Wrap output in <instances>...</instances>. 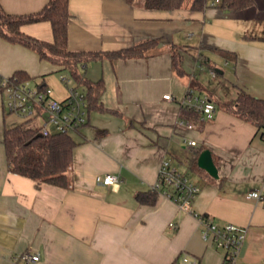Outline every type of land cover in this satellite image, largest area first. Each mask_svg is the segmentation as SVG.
<instances>
[{
    "label": "crops",
    "instance_id": "crops-1",
    "mask_svg": "<svg viewBox=\"0 0 264 264\" xmlns=\"http://www.w3.org/2000/svg\"><path fill=\"white\" fill-rule=\"evenodd\" d=\"M47 1L0 5L7 13L27 14ZM144 2L69 0L71 51H115L148 39L158 44L145 57L103 55L87 62L84 77L103 83L101 108L90 109L87 123L70 135L76 145L68 187L9 170L4 130L34 127L7 112L0 93V264L26 251L39 254L34 264H170L182 256L222 264L224 251L202 238L198 214L247 227L235 264H264V206L245 197L254 189L264 192V128L234 112L239 90L264 99V0L242 10L209 4L199 12L186 3L157 10ZM21 32L52 40L46 21L22 25ZM173 45L182 47L180 75L172 67ZM53 69L59 66L0 35V76L21 70L32 79ZM75 86L88 98L87 89ZM188 88L215 104L212 119L201 121L181 106ZM205 149L217 177L196 168ZM164 158L199 187L193 213L152 190ZM103 173L117 175V186L96 183L95 175ZM141 194L154 202L139 201Z\"/></svg>",
    "mask_w": 264,
    "mask_h": 264
},
{
    "label": "trees",
    "instance_id": "trees-1",
    "mask_svg": "<svg viewBox=\"0 0 264 264\" xmlns=\"http://www.w3.org/2000/svg\"><path fill=\"white\" fill-rule=\"evenodd\" d=\"M186 0H145L146 8L157 10L179 9ZM69 0H48L38 11L27 14L7 13L0 5V35L7 41L19 43L34 50L41 59H46L59 69H68L73 78L88 93V108L100 109L98 97L103 89L102 80L90 82L84 77V67L91 59L103 55L123 59L148 56L157 44V39H148L134 45L108 52L71 51L67 47L70 17ZM254 3V0H221L219 7L232 10H242ZM209 5V0H191L189 8L192 11H203ZM46 21L50 23L52 40L42 41L25 35L21 26L29 23ZM179 49L171 47L172 67L177 74H183ZM21 79H30L24 71L13 73ZM94 91V92H93ZM234 112L244 120L253 121L258 130L264 128V99L254 97L244 90H239L234 101ZM264 135V132L262 133ZM3 143L10 171L29 177L37 182L48 183L60 187L70 185L69 167L73 159V149L76 142L65 133L50 135L39 134L36 128L17 124L4 130ZM198 169V166L196 167ZM139 201L151 204L153 198L141 195ZM170 264H181L174 260Z\"/></svg>",
    "mask_w": 264,
    "mask_h": 264
},
{
    "label": "built area",
    "instance_id": "built-area-1",
    "mask_svg": "<svg viewBox=\"0 0 264 264\" xmlns=\"http://www.w3.org/2000/svg\"><path fill=\"white\" fill-rule=\"evenodd\" d=\"M221 0H209L211 6H216ZM214 76L213 70L210 71ZM62 80L68 83L67 77ZM0 93L3 97L4 109L19 116L27 125L37 129L39 134L50 135L65 133L71 135L78 132L88 121L89 108L86 93L77 86H67V96L56 99L52 96L51 89L45 84L32 86L30 79H21L16 75L0 76ZM170 98V95H164ZM181 106L188 108L198 115L201 121L213 118L215 104L204 95H197L188 88ZM29 123V124H28ZM186 128H193L194 123L180 121ZM188 146H195V140H189ZM96 183L116 187L119 178L115 174L103 173L94 177ZM152 190L161 193L172 200L179 209L193 213L192 203L199 187L190 177L168 159H162L157 179L152 185ZM247 199H254L264 206V192L259 189L248 191ZM202 226L201 236L205 241H210L215 247L224 251L222 264H235L240 248L246 237L247 227L237 226L232 223L218 224L210 216L196 215ZM39 260V254L26 251L12 258L11 264H34ZM181 264H197L196 260L182 256Z\"/></svg>",
    "mask_w": 264,
    "mask_h": 264
},
{
    "label": "rangeland",
    "instance_id": "rangeland-1",
    "mask_svg": "<svg viewBox=\"0 0 264 264\" xmlns=\"http://www.w3.org/2000/svg\"><path fill=\"white\" fill-rule=\"evenodd\" d=\"M191 0H186V4H190ZM185 3L183 5H185ZM62 77H67L69 79L67 85L62 80ZM47 83V87L51 89L52 96L56 99H63L67 96V86H74L77 84L76 80L71 75L68 69H53L43 76L32 77L30 79V84L35 86L36 84H41L42 82ZM184 166H187L185 161Z\"/></svg>",
    "mask_w": 264,
    "mask_h": 264
},
{
    "label": "water",
    "instance_id": "water-1",
    "mask_svg": "<svg viewBox=\"0 0 264 264\" xmlns=\"http://www.w3.org/2000/svg\"><path fill=\"white\" fill-rule=\"evenodd\" d=\"M197 166L205 170L209 175L217 177V167L215 166L211 152L208 149L203 150L197 158Z\"/></svg>",
    "mask_w": 264,
    "mask_h": 264
}]
</instances>
